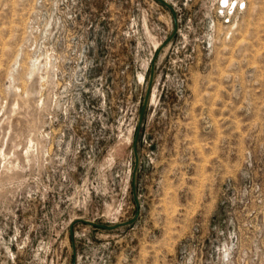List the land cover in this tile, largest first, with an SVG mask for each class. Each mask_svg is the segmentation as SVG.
<instances>
[{
  "label": "rangeland",
  "instance_id": "obj_1",
  "mask_svg": "<svg viewBox=\"0 0 264 264\" xmlns=\"http://www.w3.org/2000/svg\"><path fill=\"white\" fill-rule=\"evenodd\" d=\"M164 1L0 0V264H264V0Z\"/></svg>",
  "mask_w": 264,
  "mask_h": 264
},
{
  "label": "water",
  "instance_id": "obj_2",
  "mask_svg": "<svg viewBox=\"0 0 264 264\" xmlns=\"http://www.w3.org/2000/svg\"><path fill=\"white\" fill-rule=\"evenodd\" d=\"M158 2H160L161 4H163L164 6H166L170 11H171V14H172V17H173V21H174V29H173V32L172 34L170 35L169 39H171L174 34L176 33V30H177V21H176V16L174 14V9L168 4L166 3L164 0H157ZM151 81H152V71L150 73V78H149V85H148V88H147V91H146V94H145V97H144V102H143V105L141 107V110H140V114H139V119H138V126H137V130L140 126V122L142 120V117H143V113H144V109H145V106L147 105L148 103V99H149V95H150V87H151ZM138 132V131H137ZM137 132H136V135H135V138L133 139L134 140V144H133V154L135 155V158H136V147H135V143H136V138H137ZM135 171V170H134ZM135 194H133L134 196ZM134 199L136 200V197L134 196ZM132 221V220H131ZM91 226H94V227H98V228H103V229H107V230H111V229H114L120 225H124L125 223H122V224H118V225H114V226H104V225H101V224H97V223H92V222H89V221H83ZM129 223V222H127Z\"/></svg>",
  "mask_w": 264,
  "mask_h": 264
},
{
  "label": "bare ground",
  "instance_id": "obj_3",
  "mask_svg": "<svg viewBox=\"0 0 264 264\" xmlns=\"http://www.w3.org/2000/svg\"><path fill=\"white\" fill-rule=\"evenodd\" d=\"M233 2H234V1H233ZM239 2H242V1L239 0ZM231 3H232V2H231ZM232 4H233V3H232ZM226 5H227V4H226ZM15 61H16V60H15ZM37 61H38V60H37ZM46 61H47V60H46ZM16 62H17V61H16ZM16 62H15V63H16ZM32 62H34V61H32ZM32 62H31V65H32ZM46 63H47V62H46ZM47 64H48V63H47ZM30 68H31V69H30ZM30 68H29V69H30V70H29V71H30L29 74H32V75H33V71H35L34 69L36 68V63H33V65H32ZM47 68H48V67H47ZM46 71H47V70H46ZM37 72H39V71H37ZM37 75H38V74H37ZM10 79H11V78H10ZM30 79H31V78H30ZM14 91H15V90H14ZM31 91H32V90H31ZM153 91H154V90H153ZM26 93H27V92H26ZM29 93H30V92H29ZM27 95H28V94H27ZM31 95H32V94H31ZM29 96H30V95H29ZM13 100H14V99H13ZM17 101H18V99L16 98V99H15V104L18 103ZM28 101H29V100H28ZM27 104H28V103H27ZM13 106H15V105H13ZM13 106H12V107H13ZM18 107H19V106H18ZM14 108H15V107H14ZM28 110H29V109H28ZM24 111H25V110H24ZM22 112H23V111H22ZM25 112H26V111H25ZM10 114H11V112H10ZM11 115H12V114H11ZM6 117H7V116H6ZM8 117H9V116H8ZM4 118H5V117H4ZM2 121H3V120H2ZM10 122H11V121H10ZM2 123H3V122H2ZM0 124H1V123H0ZM5 125H6V124H5ZM9 126H10V125H9ZM37 128H38V127H37ZM10 130H11V129H10ZM20 131L22 132V130H20ZM6 132L8 133L9 131L6 130ZM15 134H16V133H15ZM21 134H22V133H21ZM6 136H7V135H6Z\"/></svg>",
  "mask_w": 264,
  "mask_h": 264
}]
</instances>
